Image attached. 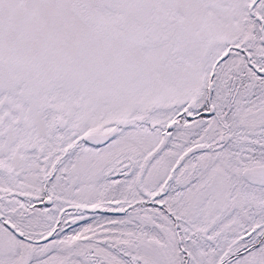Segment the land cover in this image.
Returning a JSON list of instances; mask_svg holds the SVG:
<instances>
[{
	"label": "snow or ice",
	"instance_id": "6c2138e0",
	"mask_svg": "<svg viewBox=\"0 0 264 264\" xmlns=\"http://www.w3.org/2000/svg\"><path fill=\"white\" fill-rule=\"evenodd\" d=\"M0 264H264V0H0Z\"/></svg>",
	"mask_w": 264,
	"mask_h": 264
}]
</instances>
